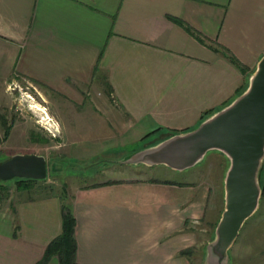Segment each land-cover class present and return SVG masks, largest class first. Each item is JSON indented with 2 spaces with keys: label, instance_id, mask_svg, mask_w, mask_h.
<instances>
[{
  "label": "crops",
  "instance_id": "1",
  "mask_svg": "<svg viewBox=\"0 0 264 264\" xmlns=\"http://www.w3.org/2000/svg\"><path fill=\"white\" fill-rule=\"evenodd\" d=\"M263 54L264 0H0V83L26 78L67 112L73 108L72 122L60 119L74 127L71 136L74 120L103 111L119 128L107 150L132 152L148 132L194 127L205 110L245 87ZM81 151L84 158L105 152ZM128 169L67 190L77 261L205 264L218 219L210 185ZM35 181L0 198V264H36L61 230L60 193ZM221 194L223 201V186ZM239 234L228 264L260 261L255 232Z\"/></svg>",
  "mask_w": 264,
  "mask_h": 264
},
{
  "label": "rangeland",
  "instance_id": "2",
  "mask_svg": "<svg viewBox=\"0 0 264 264\" xmlns=\"http://www.w3.org/2000/svg\"><path fill=\"white\" fill-rule=\"evenodd\" d=\"M64 108V106L53 103L48 95H43L38 85L31 80L26 78L1 80L0 162L15 153L29 152L43 155L46 161L47 175L35 183L51 185V188L57 193H61L63 187L66 190L74 187L76 181L90 183L109 175V173L123 175L125 168H137L140 176L159 180L195 182L204 178V181L210 185V200L217 203L216 216L219 217L223 207L221 194L223 179L229 164V159L225 154L223 157L214 153L216 149L208 150L201 160L182 170L173 169L164 164L133 165L132 163H122L121 160L127 152L125 147L121 150H107L111 136L119 128L117 126H112V128L108 124V117L103 111L93 112L90 118L86 120L83 118L84 121L74 120L78 128L74 136H71L74 127L67 126V120H64L65 123L62 121L65 124L62 125L60 119L62 115H68V122H72L69 114L72 113L73 108L68 112ZM171 133L160 132L145 137L138 144V147L153 144ZM94 148H97L96 153L102 150L105 152L95 154L92 158L81 156V150ZM127 153L130 154L131 152ZM90 159H92V163ZM262 169L260 171L261 181H264V160ZM16 180V177L0 180V183L5 185L4 188H0L1 199L6 197L5 195L10 192V188L15 190L14 186L18 183ZM1 192L4 193L1 194ZM263 206L264 197L259 198L258 209L246 219L239 232V236L241 234L245 236L248 232H255V236L251 235L252 250L255 251L254 259L262 261L255 262V264H264V219L259 217ZM257 224L263 225L262 231H257Z\"/></svg>",
  "mask_w": 264,
  "mask_h": 264
},
{
  "label": "water",
  "instance_id": "3",
  "mask_svg": "<svg viewBox=\"0 0 264 264\" xmlns=\"http://www.w3.org/2000/svg\"><path fill=\"white\" fill-rule=\"evenodd\" d=\"M216 149L229 159L223 179V207L213 237L205 245V264H228V249L243 222L255 211L261 194L264 160V54L248 76L245 88L194 127L173 132L125 156L122 163L164 164L182 170ZM45 157L15 153L0 162V180L13 177L42 179Z\"/></svg>",
  "mask_w": 264,
  "mask_h": 264
},
{
  "label": "trees",
  "instance_id": "4",
  "mask_svg": "<svg viewBox=\"0 0 264 264\" xmlns=\"http://www.w3.org/2000/svg\"><path fill=\"white\" fill-rule=\"evenodd\" d=\"M229 58L233 61V63L239 65V63L234 58H231L230 56H229ZM212 112H213L212 110H205L204 114L202 115V119L204 117H206L207 115L211 114ZM154 131H156V130L148 132L145 135V137L150 135ZM90 162L92 163V159H90ZM259 178H260V185H261L260 198H262V197H264V181H261V173H260ZM16 179H17L16 181L18 183H22V182H26V181L32 182V181L38 180V179L20 178V177H16ZM42 179H44V178H42ZM63 186H65L64 183H63ZM4 187H5V185L0 183V188H4ZM60 195H61V199H62V203H61V230L56 236H54L47 243L42 257L36 262V264H45L47 262V260L53 255H55L57 257L58 264H80L77 261V257H76L77 244H76V239H75V234H74L75 233V217H74V214L72 211V206H71L70 202L68 201L69 196H68V192H67L65 187H63L61 189ZM215 224L216 223H214V226H215Z\"/></svg>",
  "mask_w": 264,
  "mask_h": 264
}]
</instances>
